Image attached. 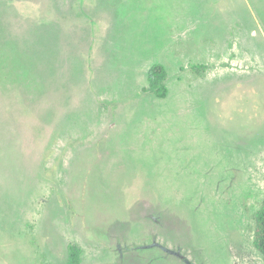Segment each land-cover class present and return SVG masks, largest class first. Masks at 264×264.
<instances>
[{
  "label": "rangeland",
  "instance_id": "obj_1",
  "mask_svg": "<svg viewBox=\"0 0 264 264\" xmlns=\"http://www.w3.org/2000/svg\"><path fill=\"white\" fill-rule=\"evenodd\" d=\"M263 201L264 0H0V264H264Z\"/></svg>",
  "mask_w": 264,
  "mask_h": 264
},
{
  "label": "trees",
  "instance_id": "obj_2",
  "mask_svg": "<svg viewBox=\"0 0 264 264\" xmlns=\"http://www.w3.org/2000/svg\"><path fill=\"white\" fill-rule=\"evenodd\" d=\"M147 92H152L159 98H166L169 94L167 85L168 71L162 63L153 64L148 70ZM253 243L257 251L264 256V201L254 214ZM82 249L73 244L70 246L67 264H82Z\"/></svg>",
  "mask_w": 264,
  "mask_h": 264
}]
</instances>
